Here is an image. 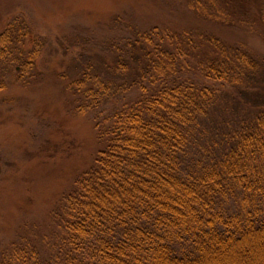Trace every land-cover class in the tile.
<instances>
[{
  "label": "trees",
  "instance_id": "obj_1",
  "mask_svg": "<svg viewBox=\"0 0 264 264\" xmlns=\"http://www.w3.org/2000/svg\"><path fill=\"white\" fill-rule=\"evenodd\" d=\"M187 9L211 30L264 43V0ZM122 23L108 56L70 76L75 110L97 114L102 148L50 211L48 231L26 228L0 264H264V54L207 28ZM31 36L21 19L0 35V69L16 66L18 81L34 78L45 48L26 50ZM216 114L228 123L222 141L210 132Z\"/></svg>",
  "mask_w": 264,
  "mask_h": 264
},
{
  "label": "rangeland",
  "instance_id": "obj_2",
  "mask_svg": "<svg viewBox=\"0 0 264 264\" xmlns=\"http://www.w3.org/2000/svg\"><path fill=\"white\" fill-rule=\"evenodd\" d=\"M187 1L0 0V35L21 19L32 31L25 49H32L35 40L45 43L34 78L18 81L16 66L0 69V82L7 86L0 92V252L19 241L26 228L46 233L50 211L93 165L102 148L97 114L75 110L70 79L76 65L108 56L105 47L127 31L123 20L133 19L142 31L164 24L180 30L207 28L230 44L245 41L264 54L259 36L211 30L210 23L187 9ZM214 120L211 135L222 141L228 123L219 114Z\"/></svg>",
  "mask_w": 264,
  "mask_h": 264
}]
</instances>
